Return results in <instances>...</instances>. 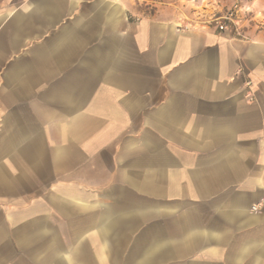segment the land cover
<instances>
[{
	"label": "crops",
	"instance_id": "1",
	"mask_svg": "<svg viewBox=\"0 0 264 264\" xmlns=\"http://www.w3.org/2000/svg\"><path fill=\"white\" fill-rule=\"evenodd\" d=\"M0 0V264H264V17Z\"/></svg>",
	"mask_w": 264,
	"mask_h": 264
},
{
	"label": "rangeland",
	"instance_id": "2",
	"mask_svg": "<svg viewBox=\"0 0 264 264\" xmlns=\"http://www.w3.org/2000/svg\"><path fill=\"white\" fill-rule=\"evenodd\" d=\"M151 11L157 6L170 8L182 18L189 28L214 25L213 20L232 14L233 24L228 23L235 34H241L244 23L257 24L264 17V0H147Z\"/></svg>",
	"mask_w": 264,
	"mask_h": 264
},
{
	"label": "built area",
	"instance_id": "3",
	"mask_svg": "<svg viewBox=\"0 0 264 264\" xmlns=\"http://www.w3.org/2000/svg\"><path fill=\"white\" fill-rule=\"evenodd\" d=\"M213 23V26H215L219 31H223L227 27L228 23L233 24L234 21L232 19V14H227L226 16L213 20ZM184 28L187 29L186 27Z\"/></svg>",
	"mask_w": 264,
	"mask_h": 264
}]
</instances>
